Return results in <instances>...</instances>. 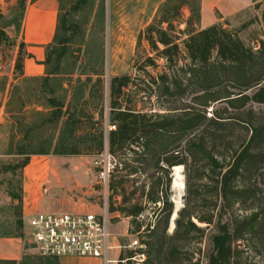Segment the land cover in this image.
Wrapping results in <instances>:
<instances>
[{"label":"trees","instance_id":"1","mask_svg":"<svg viewBox=\"0 0 264 264\" xmlns=\"http://www.w3.org/2000/svg\"><path fill=\"white\" fill-rule=\"evenodd\" d=\"M254 2L261 15L229 28L223 23L202 27L201 0H169L141 33L155 54L141 59L135 77L128 73L114 75L107 86L102 73L96 72L94 84L88 87L92 80L89 76L84 88L75 94L74 105L50 96L45 110H35L44 123L64 121L58 139L51 138L33 153L92 155L108 151L113 159L125 151L136 155L133 164L126 162L122 168L129 170L127 174H121L115 163L110 193L123 195L120 207L134 217L133 234H141L142 224L136 219L146 205L158 210L160 219L146 228L149 239L139 236L144 247L137 251L146 254V264H164L167 254L178 253L177 242L189 240L192 233L202 230L195 219L216 227L208 264H236L239 241L256 239L261 248L256 247L264 251V110L253 107V103L264 104V35L254 45L241 36L251 23L261 18L264 23V2ZM184 6L190 10L186 18ZM60 23L59 18L55 37L46 47L45 75L39 76L46 81H59L64 74L61 64L67 40L60 35ZM182 24L184 28H180ZM24 58L21 49L16 64L19 75L24 73ZM140 93L149 100L156 96L159 109L147 108L145 101L138 108L136 98ZM216 104L224 106L210 112ZM230 109L239 112L222 114L221 110ZM237 127L246 134L236 139L226 134V129L234 131ZM198 161L205 165L202 185L210 193L206 200L212 203L211 210L207 215L200 214L185 198L174 231L169 234L175 208L170 168ZM27 164L25 160L21 166ZM143 166L158 173L143 180L130 177ZM188 193H192L190 187ZM132 198L137 201L126 206ZM220 200L222 210L217 212ZM236 206L251 211L235 215ZM230 210L233 214L226 221L224 214ZM134 253L128 250L123 255ZM0 264H22V260L0 259Z\"/></svg>","mask_w":264,"mask_h":264},{"label":"rangeland","instance_id":"2","mask_svg":"<svg viewBox=\"0 0 264 264\" xmlns=\"http://www.w3.org/2000/svg\"><path fill=\"white\" fill-rule=\"evenodd\" d=\"M29 1L34 0H0V31L5 32V35L0 34V64L12 65L14 61V74H19L16 64L20 50L22 49L25 57L27 56L19 33L23 11ZM168 1L59 0L61 20L59 31L67 40L61 64L64 72L61 80L46 81L39 76L22 77L15 83L12 95L7 98L6 105L0 113V235H22L26 238L27 244L32 246L27 216L39 203L42 202L43 209L47 211L84 210L92 208L103 196V187L98 182V173L104 162L102 154L33 153L40 150L42 144L51 138L55 141L58 139L64 121L63 118L58 123H44V118L35 114V110H45L50 96H56L63 99L66 104L71 102L74 105L75 94L84 88L83 85L89 76L92 80L88 82V87L94 84L98 77L96 72L102 73L101 78L107 86L114 75L128 73L135 77L139 73L137 64L141 59L148 54H155L151 51L147 39L140 37L141 33L155 21L160 9ZM201 6V26L223 23L226 27L237 28L256 14L261 15V10L255 8L254 0H201ZM182 12L183 18L188 17L189 7L184 6ZM174 24L178 25V21L174 20ZM163 26L167 27L168 24L164 23ZM184 27L185 24L180 26V28ZM263 35L262 18L241 31L245 41L253 45ZM163 62L159 60V63ZM23 65L25 67V63ZM1 91L0 87V93ZM144 94L140 93L136 98L138 108L143 107L145 101L147 108L158 110L157 97L153 96L152 100H149ZM151 102L154 105H151ZM1 103L0 99V106ZM223 106L216 104L210 112L216 108L222 109ZM253 107L256 111L264 110V104L253 103ZM221 111L224 116L239 112L231 109ZM34 124L39 125L34 126ZM225 132L233 139L238 135L246 134V130H240L238 127L234 131L228 128ZM20 149H24L22 153H19ZM135 156L132 152L126 151L114 156V164H119L121 174L129 172L128 169L122 168L126 162L133 164ZM25 160L28 164L21 166ZM181 165V179L185 187L181 190L172 187V198L180 193L183 206L186 203L185 198L188 197L200 214H209L212 203L206 198L210 193L208 188L202 185L205 182L202 177L204 163L198 161L189 163L187 167ZM170 172L174 182L176 177L174 167L170 168ZM153 173H158V170L143 166L130 177H140L143 180ZM189 187L192 189L190 194ZM110 198L111 204L114 203V208L111 205L114 212L112 231L118 239L117 243L127 246L140 235H143L145 240L149 239L146 228L148 225L153 227L160 219L158 210H155L156 208L151 204L146 205L145 210L136 219V222L142 224L141 234L137 235L132 233L134 217L126 215L121 210L123 195L110 193ZM135 201L136 198H132L125 205L132 206ZM221 210L220 200L216 211L221 212ZM233 211L235 215H247L251 210L236 206ZM233 211L225 213L224 220L228 221ZM195 221L202 230L192 233L189 240L177 242L179 252L167 254L164 264L209 263L216 227L197 219ZM173 231L174 228H168L169 234ZM258 242L256 239H250L248 243L237 242L240 253L236 264H264V251L256 247L258 245L261 248ZM124 250V253H127L128 250L134 249ZM22 264H60V262L59 258L41 256L34 249H30Z\"/></svg>","mask_w":264,"mask_h":264},{"label":"built area","instance_id":"3","mask_svg":"<svg viewBox=\"0 0 264 264\" xmlns=\"http://www.w3.org/2000/svg\"><path fill=\"white\" fill-rule=\"evenodd\" d=\"M98 173L104 194L92 208L84 210H38L28 214L27 225L32 248L41 256L93 257L103 264H146V254L135 251L123 255L124 249L138 250L144 245L138 237L127 246L117 243L112 231L114 212L111 209L110 177L114 159L108 151Z\"/></svg>","mask_w":264,"mask_h":264},{"label":"crops","instance_id":"4","mask_svg":"<svg viewBox=\"0 0 264 264\" xmlns=\"http://www.w3.org/2000/svg\"><path fill=\"white\" fill-rule=\"evenodd\" d=\"M59 18V0H34L27 3L23 11L19 33L28 53L24 59V73L22 75L13 73L14 61H12V65L0 64V87L2 88L0 113L6 105L7 98L12 95V88L19 79L25 76L45 75L46 47L55 37ZM202 27L206 26L202 25ZM34 209L33 212L44 210L42 202ZM30 249H33L32 246L27 244L26 238L22 235H0V259L21 261ZM59 262L60 264H103L99 258L93 257H63L59 258Z\"/></svg>","mask_w":264,"mask_h":264},{"label":"bare ground","instance_id":"5","mask_svg":"<svg viewBox=\"0 0 264 264\" xmlns=\"http://www.w3.org/2000/svg\"><path fill=\"white\" fill-rule=\"evenodd\" d=\"M182 166L181 165H178V166H175L174 170L176 171V177L174 179V182H173V188H178L179 190H181L182 188L185 187V183L184 181L181 179V171H182ZM175 199V203L177 204V206H181L182 204V200H181V197H180V193H178L177 195H175L173 197ZM175 226L171 224V229H173Z\"/></svg>","mask_w":264,"mask_h":264},{"label":"water","instance_id":"6","mask_svg":"<svg viewBox=\"0 0 264 264\" xmlns=\"http://www.w3.org/2000/svg\"><path fill=\"white\" fill-rule=\"evenodd\" d=\"M172 187H173V184H172ZM180 197H181V200H182V194H180ZM173 201H174V203H175V199H174V198H173ZM182 206H183V202H182L181 206H177V204L175 203V208H174V211H173V214H172L171 220H170V222H171L172 225L175 224V219H176V217H177V215H178V211H179V209H180Z\"/></svg>","mask_w":264,"mask_h":264}]
</instances>
